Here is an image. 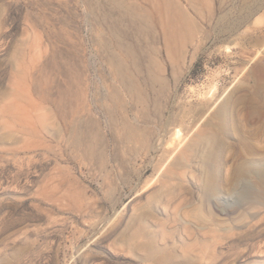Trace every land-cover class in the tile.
Wrapping results in <instances>:
<instances>
[{
    "label": "rangeland",
    "instance_id": "obj_1",
    "mask_svg": "<svg viewBox=\"0 0 264 264\" xmlns=\"http://www.w3.org/2000/svg\"><path fill=\"white\" fill-rule=\"evenodd\" d=\"M159 1L0 0V264H159L147 243L199 259L212 227L215 264H264V190L254 175L228 179L264 153V121L233 103L264 110L254 82L264 85L254 69L264 67V0H193L198 12L178 0L198 32L170 54ZM141 7L149 16L142 35L131 14ZM111 57L139 95L119 81ZM214 85V98L227 89L233 103L218 192L201 201L198 158L167 173L164 188L146 187L175 128L187 138L214 129L206 125L216 121L206 98ZM79 126L100 140L75 142ZM144 139L158 146L151 154ZM191 206L202 219L183 215Z\"/></svg>",
    "mask_w": 264,
    "mask_h": 264
},
{
    "label": "bare ground",
    "instance_id": "obj_2",
    "mask_svg": "<svg viewBox=\"0 0 264 264\" xmlns=\"http://www.w3.org/2000/svg\"><path fill=\"white\" fill-rule=\"evenodd\" d=\"M159 1V0H158ZM161 1V2H160ZM158 6L160 8L159 12L158 6L156 7L159 14L161 12L165 13L167 22L169 26L167 29L164 30V40H165V46L167 52L170 54L172 52V49L175 45H183L185 40L196 34L198 32V26L196 23H194V19L192 20V15L186 11L183 7L180 1L178 0H160ZM192 9L196 12H198V8L195 4H193V0H187ZM116 2V1H115ZM162 3V5H161ZM130 14V13H129ZM132 16L135 18L136 28L138 30V33L140 35L144 34L148 29V22H149V16L147 13L146 8H135L131 11ZM129 51V50H128ZM195 51V50H194ZM194 52L192 53V57L194 56ZM111 62H113L114 69L116 71V74L119 78V81L124 84L129 91L134 92L139 95L137 92V87L135 85V82L132 80H129L126 75L123 73V63L120 60H116L113 57H111ZM255 71L261 70L264 72V67H255ZM152 80H159L164 81L162 77L160 76H151ZM256 84V90L259 91L261 89H264V85H261V82L254 81ZM217 89V87L214 85L212 86L209 91H212L211 94H207L206 98L209 97L208 102L211 104H215L216 107L212 114V120L208 121L206 125L213 124L214 129L211 130H202L199 131L191 137L187 138V136L182 135V131L180 128H175L172 132L170 137L165 140V150L166 152L163 153L164 149H162V156L160 165L154 167L156 168V172L159 173L158 175H152V177L147 182L146 187H149L152 183H160L159 190L161 188H164L167 186V181L164 180V177L167 173L177 174L176 169L185 170L189 165L191 161L194 160V158H198V162H200L201 168H202V175L199 178V181L201 182V201H209L213 196L216 195L218 192V183L216 180V174L217 171L220 170L221 166H226L228 164V160L223 158L224 154L222 153V148L225 150L227 149V145H225V138L223 137V133L226 132L230 125V108L232 107L233 103H242L247 105L248 109V117L249 120L255 121V122H262L264 121V110L255 108L253 102L251 100L249 101H243L242 98H238L237 100H234L233 103L231 100H228L227 98V89L223 91L221 95L214 98V92ZM113 91V90H112ZM114 96L117 97V92L114 90L112 92ZM208 91V92H209ZM121 93V92H120ZM112 95V94H111ZM119 96V95H118ZM115 97V98H116ZM226 97V98H225ZM142 98V97H141ZM114 99V97H112ZM118 101V100H117ZM78 133H76V141H84L85 137L88 136V138H96L97 140H100V134L97 131H90V133H87L84 131L80 126L76 128ZM241 142H243L246 145L247 153L250 155L251 153H255L254 146L250 143V140H246L241 138ZM163 141V139H162ZM100 142V141H99ZM144 144V147L146 149L145 154L150 153L157 149V145L152 142H150L148 139L143 140L142 142ZM161 144V143H160ZM159 145V144H158ZM162 146V145H161ZM143 153V152H142ZM151 154V153H150ZM144 155V154H143ZM226 155V154H225ZM161 156V155H160ZM161 158V157H159ZM154 168V169H155ZM164 172V173H163ZM230 176H228V179H238L245 178L250 175H254L255 179L257 180L259 186L264 190V153L260 154V156L256 159L247 158L243 162H241L239 165L234 167L232 171L230 172ZM239 178V179H240ZM183 182V177L181 179ZM258 186V187H259ZM264 193L263 191L260 192L262 195ZM158 193L153 197V199H148V203H152L153 200H157ZM258 196V195H257ZM200 198V197H199ZM156 204V203H154ZM190 206V205H189ZM155 205H153V208ZM153 208H148L146 211H142L138 214L137 219L140 223H145V219L148 217V215H153ZM202 214V208L201 206L192 207L190 209H185L183 212L184 216H194L195 218H201ZM212 221V219H211ZM205 226H198L197 229H204ZM187 229V226H186ZM209 232L214 233L213 236H211V239L208 241V245H206L205 250L203 249V245L200 250L201 256L197 257L199 259H196V257H193L192 255H180L176 248H173L171 250L165 251L163 247L158 245L157 243L152 244H142V249L145 250L147 256L149 257H155L159 261V264H188L191 259L193 261H200V264H204L203 262L209 261L208 264H215V258L217 256L215 248L216 244L219 240V234H217V228H209ZM227 230V228H225ZM198 239V238H197ZM196 239V240H197ZM153 241V239H152ZM195 241L194 243H196ZM182 246L187 247L188 242H185L182 240ZM192 243V242H191ZM185 250V249H182ZM195 251V252H196ZM187 250L185 251V253ZM187 254V253H186ZM197 256V255H196ZM185 262V263H183Z\"/></svg>",
    "mask_w": 264,
    "mask_h": 264
}]
</instances>
